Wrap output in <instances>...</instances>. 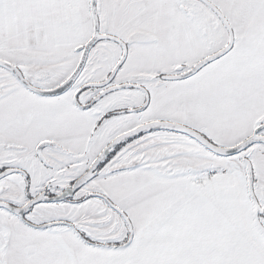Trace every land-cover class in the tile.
Masks as SVG:
<instances>
[{"label": "snow or ice", "instance_id": "obj_1", "mask_svg": "<svg viewBox=\"0 0 264 264\" xmlns=\"http://www.w3.org/2000/svg\"><path fill=\"white\" fill-rule=\"evenodd\" d=\"M0 264H264V0H0Z\"/></svg>", "mask_w": 264, "mask_h": 264}]
</instances>
